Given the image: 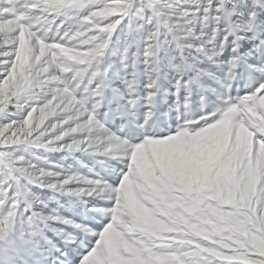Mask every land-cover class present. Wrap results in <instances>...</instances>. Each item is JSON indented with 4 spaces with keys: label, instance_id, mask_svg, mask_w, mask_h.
<instances>
[{
    "label": "snow or ice",
    "instance_id": "obj_1",
    "mask_svg": "<svg viewBox=\"0 0 264 264\" xmlns=\"http://www.w3.org/2000/svg\"><path fill=\"white\" fill-rule=\"evenodd\" d=\"M0 264H264V0H0Z\"/></svg>",
    "mask_w": 264,
    "mask_h": 264
},
{
    "label": "rangeland",
    "instance_id": "obj_2",
    "mask_svg": "<svg viewBox=\"0 0 264 264\" xmlns=\"http://www.w3.org/2000/svg\"><path fill=\"white\" fill-rule=\"evenodd\" d=\"M236 27H243V24L237 23ZM161 38L163 39L164 37H161ZM230 39H231V37H230ZM141 67L143 68V66H141ZM201 67H208L209 70H212V71L215 70V65L202 64ZM224 71H227V66H225ZM164 72H165V76L162 78L161 82L166 87H171V83H175L174 77L176 76V71L171 69V68H168V69H165ZM116 83H117V86L120 85V81H117ZM243 83L244 82L241 81V84H243ZM170 99H175V98L171 97ZM194 99H196V98L194 97ZM205 136L208 139H211L213 141V143H216V144L224 143V144H226L231 139V129L227 125H224L220 129H217L216 131L212 132L211 134H205ZM250 136H251V134L248 133L246 129H241V131L238 135L240 145L241 146L248 145L249 141H250ZM195 139H197V138L196 137H185V138H183V140L181 142L187 143V142H190L191 140H195ZM51 155L58 158L62 154L53 153ZM140 155H141V159L146 161V162H150L152 159V156H150L148 154L147 150L143 151ZM68 162L71 163V160H69ZM89 163H91V162L89 161ZM152 222L154 224H156L157 226H159L158 221L153 220Z\"/></svg>",
    "mask_w": 264,
    "mask_h": 264
}]
</instances>
